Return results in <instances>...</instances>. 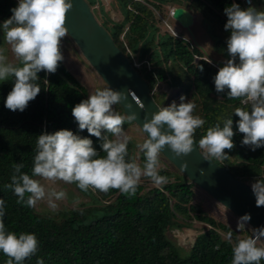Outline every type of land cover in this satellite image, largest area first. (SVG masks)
Returning <instances> with one entry per match:
<instances>
[{
  "label": "trees",
  "instance_id": "16d2710c",
  "mask_svg": "<svg viewBox=\"0 0 264 264\" xmlns=\"http://www.w3.org/2000/svg\"><path fill=\"white\" fill-rule=\"evenodd\" d=\"M87 1L90 5L94 4V0ZM195 1L201 3L204 14L208 15L209 19L219 22V25H216L209 20L211 22L207 26L212 25L214 28L219 26L224 29L227 17L223 9L226 6L235 2L242 9L245 8L242 0ZM118 2L122 20L111 21V27L104 26L111 33L115 43L132 59L125 44L118 39L123 27L128 23L125 35L132 53H137L138 59L147 54L158 66L148 70L142 68L141 73L149 87L153 90L157 82L170 77L169 82L173 87L182 86L186 94L193 87L195 94L206 98L202 115L205 123L194 132V141L198 147L200 138L206 134L209 127L216 124L223 126L224 121L217 120L221 110L232 106L231 113L225 119L231 116L233 120L234 147L223 151L238 157L242 163L234 165L233 161H228L227 166L225 161L213 159L237 178L264 179V146L255 151L250 150L248 146L241 144L243 133L236 129L239 117L234 110L238 107L250 109L251 105L241 103L243 98H228L227 89L219 93L215 90L213 77L218 68L208 62L207 55L199 45L190 39L174 37L170 33L157 38V27L149 20L152 13L145 5L137 0ZM11 5V0H0V15L7 18L11 16ZM150 47H153V50H150ZM198 56L203 58L197 59ZM167 61H170L169 65L166 64ZM162 64L164 67H160ZM199 65H202L203 70ZM177 70H180V73ZM37 76L35 83L41 87L40 92L28 102L23 111L9 110L4 106L6 95L13 85V78L9 77L8 80L0 82V198L5 200L3 220L6 230L17 235L22 232L35 233L39 241L37 252L25 258L23 264H38L41 259L44 264H231L232 246L222 238L219 231H231L233 241L242 237H238L236 231L224 223L203 214L196 205L189 204L193 193L192 183L176 180L163 187H154L145 194L142 193L143 184L138 183L135 194L131 196L121 193L118 189L104 192L92 188L100 199L112 200L86 211L71 212L61 222L37 214L33 207L17 203V196L5 185L11 183L16 163H23L21 171L31 175L37 136L42 132L72 130L81 137L88 136L98 154L106 155L100 149L102 141L90 135L86 129H78L72 116V107L87 99L84 87L73 74L58 62L54 73L41 70ZM152 96L154 97V92ZM214 96L220 97L221 103L217 104L212 99ZM116 106L117 112L123 115L121 108L117 104ZM127 122L128 119L122 125ZM103 134L113 139L110 132ZM131 153V145L128 143L126 160H131ZM161 173L168 175L165 171ZM92 189L89 187L87 191L92 192ZM25 195L27 197L28 194ZM194 211L197 212L195 218L207 222L209 227L195 237L186 255H180L173 243L167 239L165 231L170 226L183 225L175 219L178 214L185 219L190 218V213ZM7 259L8 257L0 252V264H6ZM261 264H264V260H261Z\"/></svg>",
  "mask_w": 264,
  "mask_h": 264
},
{
  "label": "clouds",
  "instance_id": "9594fccd",
  "mask_svg": "<svg viewBox=\"0 0 264 264\" xmlns=\"http://www.w3.org/2000/svg\"><path fill=\"white\" fill-rule=\"evenodd\" d=\"M72 7V0H17L10 9L11 16L0 22V33L10 45L19 65L9 61L5 48L0 46V82L13 78L11 90L7 93L4 106L9 110L23 111L34 99L41 87L35 83L37 73L44 70L54 73L58 62L63 60L60 42L67 35L64 26L65 14ZM227 20L223 25L229 35L226 39L229 58L224 61L213 77L215 90L224 92L228 98H243L241 103L251 105L250 109L236 108L239 117L236 129L243 133L241 144L250 150L264 146V10L249 6L241 8L233 2L223 9ZM209 63L211 61H208ZM199 68L203 70L202 65ZM123 93L110 87L97 88L72 107L71 112L77 127L99 138L100 149L106 154L100 156L93 141L88 136L81 137L69 129H59L52 133L42 132L37 136L36 154L31 175L22 172L23 163L14 165L11 188L17 196V203L33 207L46 199L50 208L55 209V201L65 197L64 191L48 189L39 179L75 182L81 190L89 187L107 192L118 189L129 196L134 195L141 176H146L156 186L168 182V177L159 174V153L167 145L176 156L187 154L193 149L194 132L205 121L194 115L196 105L191 100L173 102L168 107H160L150 120L142 124L147 133L139 148L144 152L143 166L135 160H126L129 137L124 134L122 124L133 115H122L114 109L120 103ZM110 132L114 139L103 133ZM233 120H224L223 126L216 124L206 130L199 140L205 156L223 159L224 149H232ZM256 206H264V179H256L250 185ZM28 194L27 197L25 194ZM5 200L0 198V252L8 259L6 264H23L25 258L34 255L39 246L35 233H20L6 230L4 224ZM250 214L238 218L237 229H245ZM232 246L231 264H261L264 260V226L251 228V235L232 240V232L225 235ZM38 264H44L38 260Z\"/></svg>",
  "mask_w": 264,
  "mask_h": 264
},
{
  "label": "rangeland",
  "instance_id": "374dc122",
  "mask_svg": "<svg viewBox=\"0 0 264 264\" xmlns=\"http://www.w3.org/2000/svg\"><path fill=\"white\" fill-rule=\"evenodd\" d=\"M11 1L13 3V5L11 6L15 7L17 4V0ZM137 1H140L151 11L152 16L149 18V20L151 23L154 24L155 27H157V38H159L163 34L170 33L174 37H182L188 40H192L196 45H199L203 49V52L207 55V57L222 61H226L225 58H229V54L227 52L226 47V39L229 33L219 26L215 28L212 27V25H210V27L207 26V24H209L211 21L215 22L216 25H219V22L217 20L209 19L208 15L204 14V8L201 3L196 2L195 0ZM176 6L185 7L189 9L192 13H194V22L190 26V29H186L180 26L178 22H176L172 18V16L169 15L170 9ZM251 6L256 7L258 10H264V0H253V4ZM91 8L94 12L96 19L105 26L111 27V21L120 22L123 18L118 0H94V4L91 5ZM6 18L7 17H3L2 15H0V22H2ZM212 19H215V17H212ZM127 27L128 23L125 24V26L123 27L118 39L122 41L123 44H125L127 51L132 56V59L135 62L141 64L140 67L137 69L141 72L143 70V67H145V69L147 70L153 67H158L148 57L147 54L143 56L142 59H138V54L132 53L128 41H126L125 31L127 30ZM0 46L5 48V54L8 56L9 61L19 65L20 62L15 58L14 54L12 53L10 45H8L4 41L3 33H0ZM60 49L64 57L63 60L60 62L67 68L69 72L73 74V76L84 87L86 97H88V95L94 92L97 88L107 87V85L100 78V76L84 59L78 47L68 36V34L61 39ZM150 50H153V47H150ZM198 57L203 58V56ZM207 57L206 59H208ZM166 64L169 65L170 61H167ZM170 66L173 67L172 64ZM160 67H164V64L160 65ZM177 71L178 73H180V70ZM169 79L170 77H168L166 80H161L157 82L154 87V98L156 99V102L159 104V106L168 107L173 102L178 105L179 103H181L180 97L184 96L185 102L191 100L195 103L196 108L194 110V115H199L202 117L204 113L203 102L204 100H206V98L201 97V95L199 94H195L193 92V87L191 88L192 91L190 90L186 94L182 86H178V88L173 87L171 82H169ZM211 96L213 97V95ZM212 99H214L216 103H221L222 101V99L217 96H214V98ZM209 103H213V101L210 100ZM113 107L117 111V106L114 105ZM221 111L222 112H220L217 119L218 122H223L225 120L229 113H231L232 106H226ZM121 127L124 131V134L129 137L128 143H130L132 149L131 160H135L139 165L143 166L145 162V155L144 152L139 148V145L143 143L146 136L140 130V128L131 121L127 122ZM114 138L115 137H113V139ZM200 149L204 153V150L202 148ZM219 160L225 161L227 166H229L228 161H233L234 165L242 163L238 157L229 153H227V156L225 158ZM159 163V174L168 177L167 183H171L176 180L184 181L189 184L192 183L184 175H182V173L178 171L176 167L170 161H168L161 152L159 153ZM161 171H165L168 175L161 173ZM177 176L178 178H176ZM34 178L40 180V182L45 186L46 191L48 189H55L56 191L62 190L66 193L63 199L55 201L57 204V207L55 209L49 207L46 199L38 201L37 204L33 206V209L37 214L51 218L56 222H61L71 212L86 211L91 207H98L102 203L105 204L112 200L100 199L98 193L92 188V192H89L87 190H81L77 187L75 182L68 183L62 180H57L53 182L39 176ZM256 179L259 178L246 177L242 180L251 184ZM139 183L143 184L144 186V190L142 192L144 194L147 193L150 189L157 187L156 185H154L151 179L146 176H141ZM158 187H163V185ZM191 189L193 193L191 195L189 204L194 206L196 205L200 208V210L203 211V214L210 216L215 220L222 222L228 227L234 229L238 237L243 238L244 236L251 235V227L246 223L245 229H237L236 225L238 223V217L233 214L230 210L215 201L211 196H209L206 192H204L196 185H191ZM171 203H173V199H171ZM196 215L197 212L194 211L190 213V218L183 219L182 216L178 214L175 219L179 224L181 223L183 225L170 226L165 231L167 239L173 243L180 255H186L189 252L195 237L200 232L204 231L205 228L209 227V224L207 222L197 220L195 218ZM219 232L222 238H225L226 233L223 231ZM258 244L264 246V241H258Z\"/></svg>",
  "mask_w": 264,
  "mask_h": 264
},
{
  "label": "water",
  "instance_id": "95a60500",
  "mask_svg": "<svg viewBox=\"0 0 264 264\" xmlns=\"http://www.w3.org/2000/svg\"><path fill=\"white\" fill-rule=\"evenodd\" d=\"M172 18L186 29H190L194 22L192 12L182 6L173 7ZM64 26L84 59L107 87L123 93L118 105L124 115H133V119L128 120L142 131L143 122L150 120L160 106L130 57L115 43L109 30L96 19L90 3L87 0H72V7L65 14ZM211 61L219 68L224 66L222 60ZM161 153L190 182L238 218L249 213L251 218L246 224L251 228L264 226V206H256L251 184L234 176L213 158L209 160L195 141L192 151L187 154L176 156L167 145L161 149Z\"/></svg>",
  "mask_w": 264,
  "mask_h": 264
},
{
  "label": "built area",
  "instance_id": "2783aa9c",
  "mask_svg": "<svg viewBox=\"0 0 264 264\" xmlns=\"http://www.w3.org/2000/svg\"><path fill=\"white\" fill-rule=\"evenodd\" d=\"M242 3H243V5H244L245 7H248V6H249V0H242ZM250 4H251V5L253 4V0H250ZM172 10H173V8H171V9H170V12H169V13H170L169 15H171V16H172ZM196 58L198 59L199 57H196ZM134 65H135L137 68H139L141 64H140V63H137V62L134 61ZM154 90H155V89L152 90V94H153Z\"/></svg>",
  "mask_w": 264,
  "mask_h": 264
},
{
  "label": "bare ground",
  "instance_id": "6f19581e",
  "mask_svg": "<svg viewBox=\"0 0 264 264\" xmlns=\"http://www.w3.org/2000/svg\"><path fill=\"white\" fill-rule=\"evenodd\" d=\"M170 14V13H169ZM193 14V13H192ZM194 15V14H193ZM128 56V55H127ZM208 59V61H211V59H214V58H211V57H207ZM131 59V58H130ZM131 61H132V63L134 64V60L133 59H131ZM212 65H215L218 69H219V67L216 65V64H214L212 61L210 62ZM135 66V65H134ZM136 67V66H135ZM137 68V67H136Z\"/></svg>",
  "mask_w": 264,
  "mask_h": 264
}]
</instances>
